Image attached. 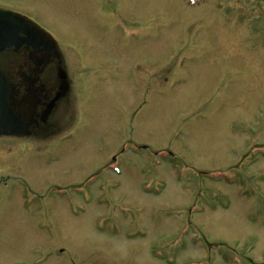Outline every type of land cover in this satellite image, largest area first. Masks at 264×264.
Listing matches in <instances>:
<instances>
[{
  "label": "rangeland",
  "instance_id": "1",
  "mask_svg": "<svg viewBox=\"0 0 264 264\" xmlns=\"http://www.w3.org/2000/svg\"><path fill=\"white\" fill-rule=\"evenodd\" d=\"M7 1L70 85L0 165V264H264V0Z\"/></svg>",
  "mask_w": 264,
  "mask_h": 264
},
{
  "label": "flooded vegetation",
  "instance_id": "2",
  "mask_svg": "<svg viewBox=\"0 0 264 264\" xmlns=\"http://www.w3.org/2000/svg\"><path fill=\"white\" fill-rule=\"evenodd\" d=\"M5 1L7 0L0 2L1 10H8L26 17L29 27L35 26L41 31L33 37L32 34L28 36L21 31L15 32L14 35L10 34L11 39L18 40V46L13 44L0 50V71L5 75L9 86L8 105L20 122L27 125L26 131L22 135L0 136V148L14 150L16 155L14 157L11 154L8 156L9 158H3L4 155H0V165H7L10 162L8 159H10L12 164L7 165L6 168H11L21 165L22 159L17 157L20 155L17 150L21 149V140L25 135L31 136L32 140H43L59 128L60 120L65 112L59 111L60 100L65 99L69 87L67 88L66 81L62 82L58 76L60 68L66 69L64 58L57 51L59 34L51 27L48 29L33 19L32 13L11 3H5ZM70 46L77 48L74 43H70ZM67 80L70 85L68 77ZM60 84H63V87L59 90ZM65 101H67V96ZM72 115L73 111L71 110L68 120H71ZM34 134L37 136L34 137ZM18 178L19 176H8L6 179H10L12 183L8 184L5 181L0 185V193L11 190L9 203L1 200L0 195V214L9 211L11 203H13L14 211L16 204L19 205L17 194L21 186L17 184L20 183ZM7 193L9 192L7 191ZM54 254L62 256V248L54 249ZM43 256L44 260L41 263L47 260V254Z\"/></svg>",
  "mask_w": 264,
  "mask_h": 264
},
{
  "label": "water",
  "instance_id": "3",
  "mask_svg": "<svg viewBox=\"0 0 264 264\" xmlns=\"http://www.w3.org/2000/svg\"><path fill=\"white\" fill-rule=\"evenodd\" d=\"M14 20L23 21L22 27H24L25 21L23 19L0 12V48L9 45L8 34L14 31L12 28ZM8 95L9 86L5 75L0 71V135L23 134L27 125L20 122L10 109L7 102Z\"/></svg>",
  "mask_w": 264,
  "mask_h": 264
}]
</instances>
